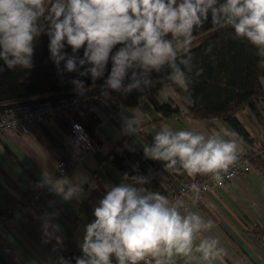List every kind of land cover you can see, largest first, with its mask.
<instances>
[{
	"label": "crops",
	"instance_id": "0c3cea01",
	"mask_svg": "<svg viewBox=\"0 0 264 264\" xmlns=\"http://www.w3.org/2000/svg\"><path fill=\"white\" fill-rule=\"evenodd\" d=\"M259 83L264 93V76ZM164 103L185 112L191 101L184 83L175 80L160 90L152 88L133 108L112 111L103 103L94 104L92 109L99 118L95 130L100 142L97 152L50 185L41 206L24 208L0 227V260L7 264H70L64 255L68 252L72 253L74 264H78L76 253L83 250L87 227L95 222L94 212L101 201L115 187L133 188L106 159V152L124 135L128 144L137 142L134 130L141 126L154 139L165 131L171 135L184 131L201 135L204 143L209 139L235 143L236 157H244L249 166L248 173L222 187L210 188L200 200L187 197L179 215L196 216L200 221L199 227L193 229L191 251L180 253L173 248L169 252L161 245L159 252L149 253L152 261L155 264H264V175L249 163L250 157L264 153V150L257 152L264 147V105L257 106L260 121L250 111L239 114L254 140V144L247 145L220 120H193L183 114L160 119L155 107ZM128 144L125 146L130 150ZM58 152L80 156L77 141L58 120L29 135H0V216L4 217L2 208L26 198L31 190L54 175ZM61 181H67L61 185L63 193L57 190ZM69 188L75 192L65 199ZM253 229L262 234H255ZM205 244L210 246L207 258L201 247ZM109 258L120 262L115 253Z\"/></svg>",
	"mask_w": 264,
	"mask_h": 264
},
{
	"label": "clouds",
	"instance_id": "9594fccd",
	"mask_svg": "<svg viewBox=\"0 0 264 264\" xmlns=\"http://www.w3.org/2000/svg\"><path fill=\"white\" fill-rule=\"evenodd\" d=\"M217 0H67L52 5L53 31L50 51L58 64L65 59L60 55L66 42L73 51L87 45L84 56L93 67L88 70L93 80L101 77L109 53L117 44L131 46L118 51L112 58L113 68L107 85L118 90L125 70L132 62L139 61L145 67H158L169 59H175L170 41L162 37L171 33L173 38L189 37L194 25L206 18L210 8L213 22L219 14L227 17V23L235 28L238 36L247 37L252 44L264 49V0H226L219 9L213 8ZM44 0H0V58L9 68L21 65L31 67L32 41L37 34L34 22L43 15ZM63 16V20H61ZM238 21V22H237ZM143 44V47L140 45ZM9 56L12 59H9ZM85 61L80 63L83 65ZM68 72L76 70L75 61L68 59ZM88 72L81 73L87 75ZM175 79L183 83L177 71ZM78 89L84 85L73 81ZM151 152L154 159L171 160L179 157L189 175L194 173H217L227 170L236 160V144L218 139L204 143L201 135L179 132L171 135L162 132L156 137ZM217 180L220 177H215ZM61 181L57 190L64 192ZM75 189L69 188L64 198L69 199ZM94 215L96 220L87 227L83 245L85 254L93 257L91 264H109L113 253L124 264L125 259L133 264L148 253H157L161 245L171 252L191 251L193 229L200 221L196 216L182 218L160 195L141 197L135 189L120 186L113 188L101 201ZM195 222V223H193ZM208 257L210 246L201 245ZM78 264H85L78 261Z\"/></svg>",
	"mask_w": 264,
	"mask_h": 264
},
{
	"label": "trees",
	"instance_id": "16d2710c",
	"mask_svg": "<svg viewBox=\"0 0 264 264\" xmlns=\"http://www.w3.org/2000/svg\"><path fill=\"white\" fill-rule=\"evenodd\" d=\"M57 2L67 4V0H44L43 15L34 22L37 34L32 41L31 67L16 65L9 68L0 58V104L20 101L34 104L42 97L88 95L95 98L94 104L103 103L108 109L118 111L135 107L150 89L160 90L175 81L179 71L191 104L185 112L168 103L157 105L155 111L160 119L183 114L193 120H220L245 144H254L239 114L250 111L260 121L257 106L264 105V93L259 83L260 77L264 76V49L252 44L247 37L238 36L235 28L227 23L226 16L219 14L218 22L214 23L210 8L206 18L201 17V23L193 26L187 44L183 36L173 38L171 33L163 36V40L172 43L175 59H169L158 67H145L139 61L132 62V66L125 70L121 87L114 90L106 83L113 68L112 58L121 49L131 46V41L112 48L103 75L95 80L88 72L93 65L85 59L86 44L74 52L65 39L60 52L65 59L57 64L50 51L49 35L54 30L51 8ZM181 2L177 0V4ZM225 3L226 0H217L213 8L219 9ZM60 19L63 20V16ZM140 46L143 47V44ZM9 59L12 57L9 56ZM68 59L75 61V71H67ZM82 60L85 61L83 65L80 63ZM85 72L88 74L81 75ZM73 81L82 82L83 89H78ZM74 120L93 142L100 145L95 137L99 118L92 108H83ZM59 122L65 129L64 124ZM134 131L138 141L128 144L125 135L119 137L106 152V159L142 197L158 194L166 200L171 199L177 193V185L188 186L193 181L192 176L178 159L174 158L176 163L173 165L171 160L154 159L150 151L146 153V149L155 148L156 139L146 134L141 126ZM127 144L130 150L125 146ZM261 149L257 152L263 151ZM249 163L264 175V153L250 157ZM33 194L31 190L27 198ZM253 232L262 234L255 229ZM0 264L7 263L0 260ZM124 264L133 262L125 259Z\"/></svg>",
	"mask_w": 264,
	"mask_h": 264
},
{
	"label": "built area",
	"instance_id": "2783aa9c",
	"mask_svg": "<svg viewBox=\"0 0 264 264\" xmlns=\"http://www.w3.org/2000/svg\"><path fill=\"white\" fill-rule=\"evenodd\" d=\"M53 96V95H51ZM54 97V96H53ZM41 100L34 104L24 101L15 102L14 104H0V135L6 133H16L19 135H29L38 131L52 120L61 121L65 130L77 141L80 156H70L61 152L56 155V171L51 178H48L42 186L34 189V194L30 197L17 200L11 206L2 208L3 216H0V227L10 218L19 215L24 208L29 206L39 207L43 203V194L45 190L60 178L68 175L72 170L77 168L82 161L94 155L98 146L87 135L84 129L75 122L74 117L80 114L85 107L93 108L95 98L88 95L79 97L61 96ZM9 105V106H8ZM264 150V147H263ZM249 166L244 157L237 156L236 160L229 165L228 169L220 170L217 173H194L193 181L184 186L177 185V193L166 200L169 208L180 211V206L184 204L187 197L200 200V198L209 192L212 187H222L225 183L234 178L246 174ZM219 176L217 180L215 177ZM90 261L93 257L89 256ZM109 264H120V262L111 261ZM135 264H155L150 254H146L143 259L137 260Z\"/></svg>",
	"mask_w": 264,
	"mask_h": 264
},
{
	"label": "water",
	"instance_id": "95a60500",
	"mask_svg": "<svg viewBox=\"0 0 264 264\" xmlns=\"http://www.w3.org/2000/svg\"><path fill=\"white\" fill-rule=\"evenodd\" d=\"M71 256H72V253H68V254H67V261H68L70 264H74V262H73ZM76 257L79 259V261H80V260L84 261L85 264H89V262H90L89 255L85 254V252H84L83 250L80 251L79 253H76Z\"/></svg>",
	"mask_w": 264,
	"mask_h": 264
},
{
	"label": "rangeland",
	"instance_id": "374dc122",
	"mask_svg": "<svg viewBox=\"0 0 264 264\" xmlns=\"http://www.w3.org/2000/svg\"><path fill=\"white\" fill-rule=\"evenodd\" d=\"M81 188H83V186Z\"/></svg>",
	"mask_w": 264,
	"mask_h": 264
}]
</instances>
